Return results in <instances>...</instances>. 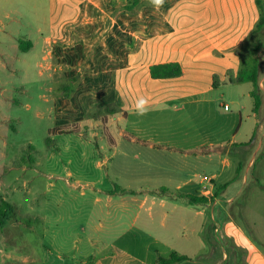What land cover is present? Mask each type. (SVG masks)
Here are the masks:
<instances>
[{
    "label": "crops",
    "instance_id": "obj_1",
    "mask_svg": "<svg viewBox=\"0 0 264 264\" xmlns=\"http://www.w3.org/2000/svg\"><path fill=\"white\" fill-rule=\"evenodd\" d=\"M126 2L50 0L49 34L42 36L45 45L43 69L48 73L47 79L54 73V85L59 90L53 97V129L75 128V134L92 139L99 155L107 154L106 150L117 149L116 138L120 136L130 142H141L139 145L143 148L139 151L146 156L155 155L154 162L157 156L166 157L165 160L169 161L167 165L154 164L153 161L148 164L152 169L142 172V180L147 182L144 187L133 189L131 185L127 188L116 186L115 189L96 192L104 194L109 205L117 202L125 211L130 210L132 202L136 203L133 219L129 223L117 224V227L127 226L119 229L109 248L115 254L127 257L128 264H156L159 257H169L173 253L193 259V240L199 244L209 243V250L205 254L209 261L205 264H224L228 259L231 262L234 260L227 249L231 242L246 251L245 264H264V251L243 229L233 221L217 219V213L223 211V208H218L222 205L220 201L217 204L213 202L214 198L219 199L221 187L217 182L220 175L212 176L214 187L209 193H204L198 174L193 173L202 157L206 156L209 162L212 161L210 152H217V156L221 157L223 153L229 155L232 147L236 146L238 154H242L240 149L250 148L255 156L264 145V124L256 116L264 111V98L260 109L255 111L251 83L243 93L250 99V131L243 141L237 139L243 126L242 113L239 122L230 115L229 118L234 119L233 126H224L214 120L215 113L207 107L223 104L227 91L246 84L235 81L240 68V59L235 50L245 42L259 21L256 0H163L162 6H149L150 25L145 29L137 26L136 19L146 6L130 14L124 11ZM128 16L131 17L129 22H134L131 24L134 27L129 26L126 20ZM128 27L129 30L134 29L133 33L132 30L129 32L134 36L129 42ZM28 42L32 45L27 52L35 45L31 40ZM164 64H179L182 75L153 78L150 68ZM51 70L54 72L50 73ZM68 83L74 86V92L69 97L65 93ZM50 90L54 88L50 86ZM140 98L148 101L144 115L154 113L156 116L149 117H157L162 122L170 124L172 119H167L170 114L175 116L180 113L189 115L194 122L201 117L213 118L215 122L208 120L205 125L196 122L192 129L196 132V139L187 133L180 134L183 131L179 126L181 124H177V128H180L177 132L170 125H165V131H170L165 134L164 129L161 132L153 128L154 119L140 118L143 115L136 114ZM233 103L240 105L236 96ZM240 107L245 108L244 104ZM132 117H136L135 120H131ZM116 120L125 125L131 122L137 130L141 124H145V130L143 128L141 134L133 137L120 127L119 136L116 137L115 132L110 130ZM147 126L151 130L149 138L144 137L143 133ZM246 127L247 131L248 122ZM224 131L234 132L227 149L222 145ZM176 135L179 139H174ZM105 140L109 147H100V142ZM106 160H109L108 157ZM225 162L229 164L230 160L226 158ZM205 164L208 165V162ZM252 165L253 159L247 168ZM98 166L101 170L102 163H98ZM108 171L109 167L107 173L103 172V176L95 179L79 171H67L65 176L59 174V180H70L73 186L85 181L89 185L104 186ZM137 190H141L139 195ZM144 190L150 193L142 192ZM181 195L204 197L208 201L192 204ZM157 198L161 199L163 216H172L173 235L181 238L177 234L180 228L192 230L193 237H185L189 243L188 249L178 247L176 238L167 240L155 235L151 231V222L143 220L144 207L148 202L155 205ZM194 211L196 216L192 215ZM208 212L209 216H206ZM148 216H154L151 207ZM202 217H209V220H202ZM208 221L211 225L206 236ZM218 241L219 251L216 252ZM83 264L88 263L85 261ZM93 264L99 263L93 261Z\"/></svg>",
    "mask_w": 264,
    "mask_h": 264
},
{
    "label": "rangeland",
    "instance_id": "obj_2",
    "mask_svg": "<svg viewBox=\"0 0 264 264\" xmlns=\"http://www.w3.org/2000/svg\"><path fill=\"white\" fill-rule=\"evenodd\" d=\"M149 15L150 8L146 6L136 19L137 26L149 28ZM126 18L131 27L134 22H129L131 17ZM49 22L50 0H0V206L5 200L15 209L14 216L4 228H0V264H83L85 261L88 264H93V261L99 264H128L127 257L115 254L108 245L119 229L127 226L117 227V224L129 223L133 219L136 203L132 202L130 210L125 211L117 202L109 205L106 196L96 192L115 189L116 186L144 187L147 182L142 180V172L152 169L148 164L156 156L141 153V142H130L118 135L121 127L136 137L143 128L145 130V124L137 130L131 122L125 125L116 120L110 130L115 132L116 137L119 136L116 138L118 148L106 150L107 154L103 155L97 153L91 138L75 133L59 134L58 129H53V97L59 90L54 85V70L50 71L52 74L47 79L48 73L43 69L45 45L42 36L49 34ZM130 30L133 33L134 29ZM130 30L128 27V42L134 39ZM28 40L35 45L29 52L23 53L22 43ZM261 55L264 59V51ZM238 88L227 91L223 104L207 107L215 113L214 120L224 126H233L234 119H230V115L239 122L242 113L243 126L237 139L243 141L250 131V99L243 93L250 88V84ZM235 96L240 105L233 103ZM224 104L229 105L228 110ZM243 104L244 109L240 107ZM263 112L256 113V116L264 124ZM149 115L156 116L154 113ZM149 115L139 117L152 118ZM173 116L170 114L167 118L172 119L170 124L153 117V128L161 132L164 129L166 134L170 131H165V125H170L177 132L180 130L177 124H181L179 126L183 131L180 134L187 133L196 139V132L192 131L194 124L205 125L210 120L201 117L194 122L189 115L181 113ZM177 116L181 118H175ZM214 120L211 118L210 121ZM247 122L249 129L246 131ZM147 128L143 133L149 138L151 130ZM233 133L223 132L224 149L230 146ZM174 139H179V136H174ZM100 143V147H109L106 140ZM235 147L229 155L223 153L221 157L217 156V152H210L212 161L202 157L193 173L198 174V181L199 176L220 175L217 183L221 187L218 197L222 205L218 208H223V211L217 213L218 221H233L264 251V145L255 156L253 149L242 148V154H238ZM85 152L87 154L82 155ZM157 158L154 164L167 165L169 162L166 157ZM226 158L230 160L229 164L225 162ZM251 159L253 165L247 168ZM98 163H102L101 170ZM108 167L109 176L104 186L89 185L87 181L73 186L70 180H59V174L65 176L67 171H79L95 179L103 176V172L107 173ZM140 191L136 193L139 195ZM166 198L169 200L168 196ZM160 202L161 199L157 198L155 205L151 202L146 204L142 211L143 220L151 222V231L155 235L167 240L176 238L178 247L188 249L185 237H193L192 230L180 228L177 234L181 238L173 235L172 216H163ZM149 207L154 214L152 217L148 216ZM192 215L196 216V212ZM206 219L209 220V217ZM210 225L208 221L206 236ZM219 242L216 252L219 251ZM191 249L194 262L205 264L209 261L205 257L209 243L199 244L192 240Z\"/></svg>",
    "mask_w": 264,
    "mask_h": 264
},
{
    "label": "trees",
    "instance_id": "obj_3",
    "mask_svg": "<svg viewBox=\"0 0 264 264\" xmlns=\"http://www.w3.org/2000/svg\"><path fill=\"white\" fill-rule=\"evenodd\" d=\"M256 4L259 8L260 18L256 24L255 29L249 34L245 42L235 50L236 56L240 59V68L238 76L235 81L238 83H251L253 90L251 96L254 98L255 111H258L262 105V99L264 90L260 86V81L263 78L264 72L263 57L261 55L264 51V0H256ZM154 5L150 3V0H127L124 6L126 13H136L142 7ZM31 42L22 43V51L27 52L31 48ZM151 76L153 78H171L182 75V68L179 64H164L156 65L150 68ZM66 96L69 97L74 92V86L71 83L65 85ZM60 134H73L77 133L75 128L62 127L58 128ZM119 189V188H118ZM117 189V190H118ZM126 192V190H121ZM183 198L188 199L192 204L205 203L207 198H198L191 195H181ZM14 207L9 202L3 200L0 206V228H4L7 222L14 216ZM230 257L234 258L233 262L229 259L224 264H245L246 251L238 247L231 242ZM156 264H199L194 262L185 255H179L177 253L171 254L169 257H159Z\"/></svg>",
    "mask_w": 264,
    "mask_h": 264
},
{
    "label": "built area",
    "instance_id": "obj_4",
    "mask_svg": "<svg viewBox=\"0 0 264 264\" xmlns=\"http://www.w3.org/2000/svg\"><path fill=\"white\" fill-rule=\"evenodd\" d=\"M260 86L264 90V77L260 81ZM224 107L225 109H228L227 105ZM199 182H200V185L202 186V191L204 193H209L211 188L214 187V178L212 176H206V175L199 176ZM219 201L220 200L218 198L213 199L214 204H217Z\"/></svg>",
    "mask_w": 264,
    "mask_h": 264
},
{
    "label": "clouds",
    "instance_id": "obj_5",
    "mask_svg": "<svg viewBox=\"0 0 264 264\" xmlns=\"http://www.w3.org/2000/svg\"><path fill=\"white\" fill-rule=\"evenodd\" d=\"M150 3L159 7V6H162L163 0H150ZM147 107H148V101L145 98H140V100L138 101V104L136 106V114L137 115H144L147 111Z\"/></svg>",
    "mask_w": 264,
    "mask_h": 264
}]
</instances>
